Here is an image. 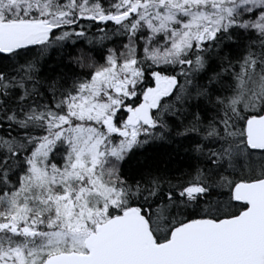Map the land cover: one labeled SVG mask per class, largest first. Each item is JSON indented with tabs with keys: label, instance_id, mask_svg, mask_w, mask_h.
<instances>
[{
	"label": "snow or ice",
	"instance_id": "6c2138e0",
	"mask_svg": "<svg viewBox=\"0 0 264 264\" xmlns=\"http://www.w3.org/2000/svg\"><path fill=\"white\" fill-rule=\"evenodd\" d=\"M0 264H264V0H0Z\"/></svg>",
	"mask_w": 264,
	"mask_h": 264
}]
</instances>
